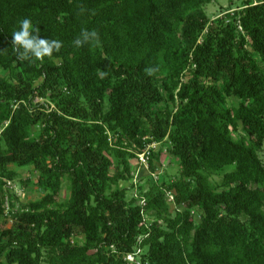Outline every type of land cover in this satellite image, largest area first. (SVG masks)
<instances>
[{
    "label": "trees",
    "instance_id": "16d2710c",
    "mask_svg": "<svg viewBox=\"0 0 264 264\" xmlns=\"http://www.w3.org/2000/svg\"><path fill=\"white\" fill-rule=\"evenodd\" d=\"M210 1L0 0V264H264V0Z\"/></svg>",
    "mask_w": 264,
    "mask_h": 264
},
{
    "label": "rangeland",
    "instance_id": "374dc122",
    "mask_svg": "<svg viewBox=\"0 0 264 264\" xmlns=\"http://www.w3.org/2000/svg\"><path fill=\"white\" fill-rule=\"evenodd\" d=\"M238 0H211L210 2L206 3L203 7V10L205 13L210 17H215L218 14L223 13L224 10L229 8H234L237 6ZM161 164L164 165L162 172L168 173L170 176H174L176 165L173 163V161L170 160V157L167 155L161 156ZM10 169L13 170V172L16 175V179L9 184V188L11 191H13L16 196L18 197L19 201L24 203L28 201H32L35 198L38 197L36 192L31 187H23L21 184V181H24L26 178L33 179L36 175V173L31 168H17L9 166ZM230 168V167H227ZM159 170L156 171V173ZM133 181L135 183L139 182L142 183L147 180L149 177V174H151V171L147 167V164L140 165L133 163ZM221 176L219 175H210L209 179L210 182L213 185H216L220 181ZM121 185L127 186L128 183H122ZM130 192V193H129ZM128 194H131V191H128ZM61 196H64V192L61 191ZM2 222V219H0V224ZM10 220L5 224V226L10 225Z\"/></svg>",
    "mask_w": 264,
    "mask_h": 264
},
{
    "label": "clouds",
    "instance_id": "9594fccd",
    "mask_svg": "<svg viewBox=\"0 0 264 264\" xmlns=\"http://www.w3.org/2000/svg\"><path fill=\"white\" fill-rule=\"evenodd\" d=\"M34 31H36V29H34L31 21L28 18H24L19 21V30L12 33L14 44L20 46L24 50L21 53L22 57L27 58L30 53L35 58L40 59L44 56L51 55L53 50H58L60 48L61 44L57 40H38L35 35H30V33ZM83 35L85 39H87L89 35L94 37L95 33H84ZM75 43L80 45L81 41L77 39ZM98 74L100 77L105 75L103 71H100Z\"/></svg>",
    "mask_w": 264,
    "mask_h": 264
},
{
    "label": "built area",
    "instance_id": "2783aa9c",
    "mask_svg": "<svg viewBox=\"0 0 264 264\" xmlns=\"http://www.w3.org/2000/svg\"><path fill=\"white\" fill-rule=\"evenodd\" d=\"M151 147H154V144L151 145ZM148 148L141 154L138 155V164L140 165H146V159H147V154H148ZM10 182L8 181L6 183L7 186H9ZM169 200H171V196L169 197ZM128 263L130 264H137V262L135 261V258H134V254L133 253H128L125 255V258H124Z\"/></svg>",
    "mask_w": 264,
    "mask_h": 264
}]
</instances>
